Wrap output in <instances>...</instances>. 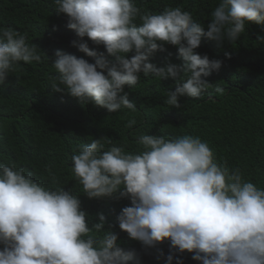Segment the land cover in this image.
Masks as SVG:
<instances>
[{"label":"clouds","instance_id":"9594fccd","mask_svg":"<svg viewBox=\"0 0 264 264\" xmlns=\"http://www.w3.org/2000/svg\"><path fill=\"white\" fill-rule=\"evenodd\" d=\"M67 16V27L79 38L72 46L94 62L61 50L51 63L55 92H67L82 105L94 104L116 113L136 111L125 88L141 75L177 82L165 103L181 107L180 98H199L212 85L202 77L219 71L222 61L201 55L202 38L218 46L234 43L246 25L264 32V0H219L206 27L180 6L160 13L142 10L135 0H53ZM87 37L103 52L89 47ZM257 41L264 44V35ZM175 46L183 63L163 67L150 62L164 45ZM135 52L129 58V53ZM28 41V34L0 27V85L21 62L49 60ZM227 58L231 53L225 52ZM218 93L224 89L217 87ZM135 119L126 127L132 129ZM111 144V141H109ZM142 150L126 152L113 144L102 150V138L80 145L71 156L72 172L89 199H128L116 217L119 229L142 247L169 243L166 264H184L177 255L192 253L200 264H264V188L246 180L240 168L218 163L199 137L141 135ZM51 171V167H49ZM52 184L58 182L53 178ZM89 222L81 200L64 187L33 179L31 171L0 164V264H131L135 249L118 243L105 213ZM165 254L159 251L158 259Z\"/></svg>","mask_w":264,"mask_h":264},{"label":"trees","instance_id":"16d2710c","mask_svg":"<svg viewBox=\"0 0 264 264\" xmlns=\"http://www.w3.org/2000/svg\"><path fill=\"white\" fill-rule=\"evenodd\" d=\"M135 3L153 13L162 12L166 6H180L207 30L211 11L219 0H135ZM67 24V16L56 10L53 0H0V27L26 32L29 43L37 45L41 54L44 51L50 58L31 64L21 62L5 84L0 85V164L31 171L34 180L46 186L64 187L78 195L90 226L97 213H105L108 221L105 230L119 233V245L138 252V258L131 264H166L169 243L146 251L139 241L130 239L116 221L130 200L89 199L73 175L71 156L79 152L80 145L93 139L102 138V150L115 144L125 146L126 152H138L142 150L137 143L141 135L172 138L187 134L207 142L218 163L227 161L230 168H240L246 180L264 188V44L257 41L264 32L258 25H246L239 40L223 46L202 38L196 51L222 61V67L202 77L212 85L199 98L181 97L179 109L165 103L168 91L177 87L176 81L141 75L137 86L125 88L136 104V111L122 109L110 114L94 104L82 105L67 92H55L50 84V77L56 74L51 63L57 50L94 62L93 57L72 46V41L79 38ZM84 41L114 62L115 58L108 56L102 45L93 44L87 37ZM164 47L166 51L155 53L150 62L158 67L169 60L183 63L175 46ZM225 52L231 53V58ZM132 55L134 51L129 58ZM217 87L223 88V93H218ZM129 119L136 120L132 129L126 127ZM53 178L58 184H52ZM159 251L165 255L158 259ZM177 255L184 264H200L192 259V253Z\"/></svg>","mask_w":264,"mask_h":264}]
</instances>
